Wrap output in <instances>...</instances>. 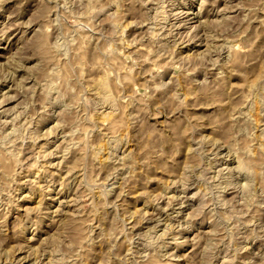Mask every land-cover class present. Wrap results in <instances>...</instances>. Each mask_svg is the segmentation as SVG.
Here are the masks:
<instances>
[{
  "label": "clouds",
  "instance_id": "1",
  "mask_svg": "<svg viewBox=\"0 0 264 264\" xmlns=\"http://www.w3.org/2000/svg\"><path fill=\"white\" fill-rule=\"evenodd\" d=\"M28 2L24 0V4ZM13 3L15 0H0V15L7 13ZM123 3L124 0H40V10L26 23L21 22L15 35L10 34L11 29L0 30V44H11L17 36L22 42L27 40L33 26L41 25L36 33L41 38L40 50L25 54L32 48L33 38L9 56L6 63H0V84L15 82L0 97V160L7 159L12 165L7 187L15 191L16 177L25 168L39 169L45 174L43 184L40 176L25 182L32 185V193L21 199H32L39 188L41 203L35 210L37 219L32 220L29 210L17 232L27 235L31 231L35 239V234L45 227V216L52 217L49 228L59 224L39 249L15 264H25L31 258L35 264H44L48 256L51 259L47 264H94L93 249L97 245L107 247L104 264H181L184 259L191 264H239V255L248 251L249 245L264 241V124H258L256 118L264 116V75L239 91L233 89L229 93L228 84L248 72L253 57L259 59L264 55V49L255 51L260 34L248 43L252 22L264 12V0H239L235 4L225 0L227 6L219 10L220 19L203 21L185 33L177 30L191 23L188 13L181 10L189 0H134L144 8L148 4L153 7L126 27L121 18L112 24L111 31L104 30L103 22H96L97 17L111 5L121 10ZM209 3L215 6L217 0H201V13ZM22 14L23 6L9 20L19 19ZM69 16L73 21L70 27L66 25ZM111 16L115 14L110 13ZM245 24L249 28L242 27ZM143 26H147V31L130 45L121 29ZM86 31L99 33L96 52L113 72L116 57L123 55L121 47H136V59L127 57L133 65L128 71L142 68L147 60L153 67L143 73L145 84L131 96H125L122 86L119 93L108 87L107 78L101 82L103 91H97L95 86L86 87L88 82L76 63L93 43V36L85 35ZM201 32L207 38V48L197 55L180 56L184 45L200 40ZM141 44L149 57L139 56ZM41 51L46 54L41 55ZM34 59L39 63L26 67ZM165 60L168 62L164 63ZM176 64L177 75L168 79V70ZM21 70L26 75L18 80L16 74ZM113 79L116 85L121 84L119 73ZM185 84L189 85L188 96ZM196 88L200 91L191 95ZM225 94L228 103L235 107L212 123L211 135L207 134L211 116L180 118L194 106L189 99L198 105L203 102L209 109L222 110ZM10 102H16L15 106L5 107ZM105 109L120 121L109 131L93 119ZM154 116L164 119V124L152 123ZM44 127L47 131L41 133L39 130ZM94 133L100 134L102 145L95 143ZM40 140L45 145L29 166L21 155L29 143L34 148ZM55 140L62 142L46 150ZM55 157H59L58 162L47 163ZM161 161L178 175L163 185L159 195L141 193L147 198L145 207L151 205L157 211L142 208L127 213L121 201L137 181V170L147 175ZM66 165L70 167L60 190L64 192L76 185V197L64 201L55 213L41 212L44 197L55 188L49 168L63 171ZM97 172L106 175L101 180ZM150 182L145 179L144 186ZM173 190L175 194L169 196ZM81 192L88 209L81 207L85 202ZM4 195L0 192V210L15 203L9 194L6 205ZM163 201L166 203L162 206ZM64 204L71 205L74 211L65 214ZM113 210L112 228L101 227L97 233L96 218L103 224ZM63 215L68 219L60 220ZM209 223L211 230L201 231L195 238L194 254L178 255L192 243L189 236ZM3 236L0 225V259L9 255L3 251Z\"/></svg>",
  "mask_w": 264,
  "mask_h": 264
},
{
  "label": "rangeland",
  "instance_id": "2",
  "mask_svg": "<svg viewBox=\"0 0 264 264\" xmlns=\"http://www.w3.org/2000/svg\"><path fill=\"white\" fill-rule=\"evenodd\" d=\"M238 2L239 0H232L233 4ZM200 3L201 0H189L187 7L181 9L186 13H188L187 19H189L191 23L186 28H179L177 30L179 33H185L191 27L195 26L196 24H200L203 21H214L220 19L221 16L219 14V10L227 6L225 0H217L215 6L209 3L205 7L204 11L201 13ZM21 6H23V14L19 15V19L9 20V16H16L19 14V9L21 8ZM40 7H41L40 0H29L27 4H24V0H15V3L10 4L8 6V12L3 15H0V30L8 28L11 29L10 34L15 35L21 22L26 23L29 19L33 17L34 14H36L40 10ZM152 7H153L152 4H148L147 7L144 8L140 4L134 3V0H124V3L121 5V10L118 11L116 5H111L110 8L105 11V13H102L97 17L96 22L99 23L102 21L103 22L102 28L104 30L111 31L112 24L120 22L122 18V22L126 27L128 24L131 23V21L135 19H139L144 11ZM74 10L80 11V9L78 8H75ZM110 13H114L115 16L110 17ZM232 14L235 15V13ZM54 15L55 14H53V16ZM262 21H264V12L258 14L257 18L252 22L249 30L248 43H251L252 40L255 39L257 34L261 35V41L259 42L258 47L255 49L256 52H259L260 49H264V23H261ZM72 24H73L72 18L71 16H69V19L66 21V25L70 27L72 26ZM40 27L41 25L39 23L35 24L31 29V31L29 32L28 39L23 42L20 41L19 36H17L15 39L12 40L11 44H9L7 41L0 44V63H6L9 56H11L14 52H16L17 49L27 45L29 41H33V38H35V42L32 48L29 51H27L25 54L32 55L33 51L40 50L42 48V45L40 44L41 38L36 35ZM44 27L47 28V25H45ZM242 27L249 28V25L245 24ZM121 31L123 32L126 41H128L131 45V42L138 35H142L144 32L147 31V26L128 27L126 31H124V29H121ZM84 34L91 35L94 38L93 43L87 46L84 54L79 58V60L76 61V63H78L80 65V68L82 69L81 75H83L85 80L88 82L85 85L86 87L94 86L95 82L98 83V80L103 76L101 81L99 80V82H103V78L104 80L105 78H107L108 87L114 88L116 92L119 93L122 86L125 96H131L133 93L137 91V89L141 88L145 84L146 77L143 73H147L153 67V65L150 64L147 60H145V62L143 63L142 68L133 69L132 72L128 71V69L133 68V65H132V61L128 60L127 57L133 56V59H136V56L133 55L134 53L137 52L136 47L129 46L127 49L121 47L120 52L123 53V55L118 54V56L116 57L114 61L115 72H113L108 65L102 63L103 57L97 54L96 52L97 42L100 41L99 33L98 32L92 33L91 31H86ZM103 46L104 45L101 43L100 47ZM207 46H208L207 38L201 32L200 40L195 43L184 45L180 50V56L197 55L200 52H203L207 48ZM144 47L145 45L143 44L140 45L139 56L149 57V52H145ZM45 54L46 53L41 51V55H45ZM252 59L254 62L250 63L248 72L241 73L236 79L232 80L228 84L229 93H231L233 89H236L237 91L243 89L246 83L250 84L257 77L264 75V55H261L259 59H256L255 57H253ZM81 61L83 63H81ZM167 62H168L167 60L164 61V63ZM36 63H39L38 59H34L31 63H27L26 67H32V65ZM178 68L179 65L176 64L173 65L168 70V79H172L173 76L177 75ZM116 73H119V76L121 78L120 85H116L114 82L113 77L116 75ZM16 75H17V79L19 80L22 79L26 75V73L21 70L17 72ZM245 77H248L247 81ZM14 83H15L14 81L10 80L7 84H0V97L3 96L4 92L8 91L10 88H13ZM184 88H185V96H188L189 85L185 84ZM199 91L200 89L196 88L193 90L191 95L194 96ZM9 94H14V92H10ZM242 95L243 93H241V96ZM15 103L16 102H10L9 104L5 105V107H14ZM189 103L193 104L194 106L191 109H189L187 112H185L184 116H181L180 118L184 119L185 117H195L202 115L211 116L212 120L209 121L208 124V128H209V132L207 133L208 135H211L212 123L218 117H221L222 113H230L232 108L235 107L234 103L233 104L228 103L227 94H225L224 97V106L222 110L220 108L209 109L203 106V102H201V104L198 105L196 104V101L192 99H189ZM108 113L109 111L105 109L103 114H100L99 116L98 115L93 116V119H95L98 122V124L106 131L114 129L116 125L120 123V121L112 117L110 113H109L110 115L109 117ZM256 118L258 124H264V116L257 115ZM151 122L154 124L159 123L160 125H163L165 120L164 119L157 120V118L154 116ZM10 127L11 126H9V128ZM85 127H88V125L86 124ZM39 131L41 133L47 131V127L41 128ZM225 131H227V129H225ZM260 135H261V131L259 128H257V136ZM217 139H219V137H217ZM94 141L96 144L102 145L103 141L101 140L99 133H94ZM61 142L62 141L60 140H55L52 144L48 146L46 150L48 151L52 150V148H55ZM44 145H45L44 140H40L35 145L34 148L31 145V143H29L26 146V151H24L21 155V160L26 161L29 166L35 163V155L40 152V149L43 148ZM131 150L132 149L129 148V151ZM137 151H139V149H137ZM122 154L123 153H121V155ZM186 158H187V149H185V159ZM58 160L59 157L50 158L47 161V163L55 164L56 162H58ZM67 167H70V165H66L63 171H59L51 167L49 168L48 170L49 174L53 176L55 181V188L52 190L51 194L44 197L43 207L40 209L41 212L46 214L55 213L56 209L60 208L61 204L64 201L72 200L76 197L77 195L76 185L70 186V188L65 190L64 192H61L60 190V184L63 181L64 176L67 175ZM96 167H99V165H97ZM11 170H12V165L7 161V159L0 160V192L5 193L3 199L6 205L8 204L9 194L13 196L15 199V203L8 205L4 210H0V225H2L4 229V236L2 238L5 239L6 241L3 247V251L9 254V255H4L2 259H0V264H10V258H9L10 256L12 259V264H15L16 261H20L24 257L29 256V254L32 253L33 250L40 248L42 241L52 236L54 232L59 228V224H56L54 227L49 228L47 225L52 223V217L45 216L42 217V219H44L45 222V227L42 228L38 234H35V239H33L34 234L31 231H29L27 235H24L23 233L18 234L17 232L18 225L23 223V221L29 214V210H32V215H31L32 220L35 221L37 219V213L35 210L38 208V206H40L41 203V194L39 188L36 189L35 195L32 199H21V197L32 193V185L30 183H25V182L35 180L37 176H40L41 177L40 183L43 184L45 182L44 181L45 174L40 173L39 169H32L31 171H29L27 168H25L21 172V174L16 177V183L13 184V188L15 189V191L12 192L7 187L8 184L11 183V181L8 178ZM96 174L100 176L102 180L106 175V172L104 173L97 172ZM177 175L178 173H176L174 169L166 165L163 161L152 167L151 170L147 173V175H145L142 170L138 169L137 181L130 189L128 195L125 196L121 201V203L125 206L124 210L127 213H136L138 210L142 208H144L145 211L147 212L157 211L151 205L145 207L147 198L141 195V193L150 192L153 196L159 195L162 191L163 185L167 183L169 180L175 179ZM145 179H150L151 181L147 185V187L144 186ZM174 194H175L174 190L168 193L169 196ZM116 195H119V190H117ZM80 196L84 198L83 192L80 193ZM112 199H115V196H113ZM84 201L85 202L81 203V207L88 209L86 198H84ZM164 203H166V201L162 202V206ZM63 210L65 214H70L74 211L73 207L68 204H64ZM89 214H90V209H89ZM157 215H159V212H157ZM114 218H115L114 210L111 212L110 215L107 216V219L104 221L103 224H101L100 218H96L95 223L97 225L96 228L97 233L100 231L101 227L110 230L113 226ZM67 219H68L67 215H63L60 217V220L62 221ZM210 230H211V225L209 223L208 227H204L198 230V232L192 233L189 236V239L192 241V243H190L188 247L182 248L178 253V255L182 257H187L189 253H193V249L196 247L195 245L196 236L199 235L201 231L207 232ZM248 247H249L248 251L242 252L239 255L238 257L239 264H245L246 261H252V264H264V241L254 242ZM16 248H21L22 250L18 253H13L12 250ZM93 251L95 256L94 264H104V253L107 251V247H101L97 245L94 247ZM48 259H51V256H48L45 259L44 264H47ZM25 264H35V259L31 258L25 261ZM181 264H191V261L189 259H184L181 262Z\"/></svg>",
  "mask_w": 264,
  "mask_h": 264
},
{
  "label": "bare ground",
  "instance_id": "3",
  "mask_svg": "<svg viewBox=\"0 0 264 264\" xmlns=\"http://www.w3.org/2000/svg\"><path fill=\"white\" fill-rule=\"evenodd\" d=\"M83 61V60H82ZM82 70V69H81ZM103 77V76H102ZM102 77L99 79L100 81H101V79H102ZM105 77V76H104ZM98 80V79H97ZM99 80H98V83L97 82H95V87H96V89H97V91H103V87H102V83L101 82H99ZM103 81H104V78H103ZM106 113V112H105ZM108 115H109V113H108ZM99 116V115H98ZM109 117H110V115H109ZM108 117V118H109ZM103 118H104V116H103ZM9 170V169H8ZM6 180V179H5ZM60 184V183H59Z\"/></svg>",
  "mask_w": 264,
  "mask_h": 264
}]
</instances>
